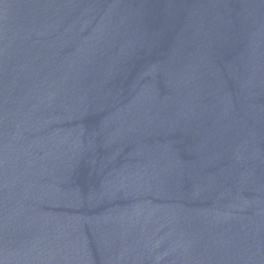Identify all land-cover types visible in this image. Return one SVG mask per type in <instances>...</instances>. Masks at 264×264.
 Returning a JSON list of instances; mask_svg holds the SVG:
<instances>
[{
	"label": "water",
	"instance_id": "water-1",
	"mask_svg": "<svg viewBox=\"0 0 264 264\" xmlns=\"http://www.w3.org/2000/svg\"><path fill=\"white\" fill-rule=\"evenodd\" d=\"M0 264H264V0H0Z\"/></svg>",
	"mask_w": 264,
	"mask_h": 264
}]
</instances>
